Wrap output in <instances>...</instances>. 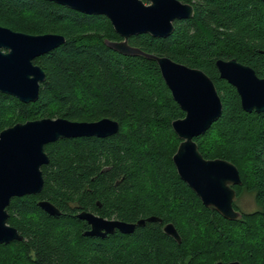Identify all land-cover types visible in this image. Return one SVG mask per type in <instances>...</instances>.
I'll return each mask as SVG.
<instances>
[{
    "label": "trees",
    "instance_id": "1",
    "mask_svg": "<svg viewBox=\"0 0 264 264\" xmlns=\"http://www.w3.org/2000/svg\"><path fill=\"white\" fill-rule=\"evenodd\" d=\"M190 17L175 19L165 36L132 34L130 44L196 66L213 80L220 116L194 137L206 158L238 168L256 208L229 219L202 203L172 160L180 138L171 121L184 110L172 97L153 58L123 54L110 19L52 0H0V24L29 33L58 32L65 40L34 58L45 71L38 97L23 102L0 92V130L44 116L75 120L110 117L108 136L58 138L45 144L44 183L36 193L12 196L7 221L21 239L0 243V264H214L237 259L264 264V111H246L235 87L219 76L216 58L249 64L264 76V0H181ZM48 199L59 214L42 209ZM82 209L127 221L157 215L131 232L84 234ZM172 222L180 241L166 234Z\"/></svg>",
    "mask_w": 264,
    "mask_h": 264
},
{
    "label": "water",
    "instance_id": "2",
    "mask_svg": "<svg viewBox=\"0 0 264 264\" xmlns=\"http://www.w3.org/2000/svg\"><path fill=\"white\" fill-rule=\"evenodd\" d=\"M85 13L106 15L118 40L105 39V43L123 54H138L153 58L172 97L184 110L182 117L171 125L180 138L172 154L178 175L195 191L204 205L214 207L229 219L241 215L234 207L237 191L233 185L241 184L237 166L222 157L206 158L198 149L195 136L204 133L220 116L222 101L210 76L201 68L176 61L167 55H158L132 45L128 37L148 32L165 36L174 28V20L190 17L193 5L181 0H52ZM58 32L29 33L0 24V92L17 97L23 102L34 101L39 86L45 80L44 69L34 58L64 42ZM219 76L232 84L246 111H264V76L249 64L231 58H216ZM119 129V122L110 117L95 120H75L62 116L17 121L0 130V243L21 239L18 229L8 223L6 206L12 196L36 193L42 189L44 178L41 166L49 161L45 144L58 138L108 136ZM37 204L50 214H59V208L48 199ZM86 220L89 228L84 234L105 236L116 229L131 232L145 221H161L157 215L127 221L105 217L82 209L76 214ZM166 234L180 241L172 222L163 225ZM214 264H243L237 259L216 260Z\"/></svg>",
    "mask_w": 264,
    "mask_h": 264
},
{
    "label": "rangeland",
    "instance_id": "3",
    "mask_svg": "<svg viewBox=\"0 0 264 264\" xmlns=\"http://www.w3.org/2000/svg\"><path fill=\"white\" fill-rule=\"evenodd\" d=\"M234 202L242 211H251L256 208L252 193L246 190H242L241 193L234 198Z\"/></svg>",
    "mask_w": 264,
    "mask_h": 264
},
{
    "label": "flooded vegetation",
    "instance_id": "4",
    "mask_svg": "<svg viewBox=\"0 0 264 264\" xmlns=\"http://www.w3.org/2000/svg\"><path fill=\"white\" fill-rule=\"evenodd\" d=\"M46 151V150H45ZM46 164V163H45ZM42 167V166H41ZM234 186V185H233Z\"/></svg>",
    "mask_w": 264,
    "mask_h": 264
}]
</instances>
